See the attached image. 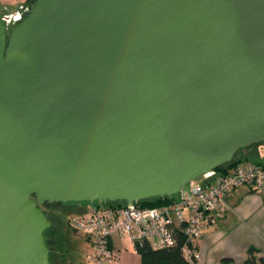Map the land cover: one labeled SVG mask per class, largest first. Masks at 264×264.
<instances>
[{"label":"water","instance_id":"95a60500","mask_svg":"<svg viewBox=\"0 0 264 264\" xmlns=\"http://www.w3.org/2000/svg\"><path fill=\"white\" fill-rule=\"evenodd\" d=\"M0 10V264H52L43 207L190 197L264 143V0Z\"/></svg>","mask_w":264,"mask_h":264},{"label":"built area","instance_id":"2783aa9c","mask_svg":"<svg viewBox=\"0 0 264 264\" xmlns=\"http://www.w3.org/2000/svg\"><path fill=\"white\" fill-rule=\"evenodd\" d=\"M202 181L197 183L196 180ZM188 193L171 197L157 207L89 206L72 216L69 225L91 244L87 264H120L121 254L112 237H126L134 247L149 245L153 250L176 245L177 236L185 239L181 252L188 261L212 217L222 218L228 209L227 197L239 186H248L264 194V168L253 163L227 167L223 172L213 170L198 177Z\"/></svg>","mask_w":264,"mask_h":264},{"label":"crops","instance_id":"0c3cea01","mask_svg":"<svg viewBox=\"0 0 264 264\" xmlns=\"http://www.w3.org/2000/svg\"><path fill=\"white\" fill-rule=\"evenodd\" d=\"M235 161L264 168V143L242 149ZM227 205L226 214L222 218L212 217L198 240L195 264H226L225 260L229 264H242L250 253L264 259V194L239 186L228 195ZM124 239L117 236L111 239L120 254L126 251Z\"/></svg>","mask_w":264,"mask_h":264},{"label":"rangeland","instance_id":"374dc122","mask_svg":"<svg viewBox=\"0 0 264 264\" xmlns=\"http://www.w3.org/2000/svg\"><path fill=\"white\" fill-rule=\"evenodd\" d=\"M33 1L0 0V10L5 15L14 14L28 10ZM201 181V178L196 180L197 183ZM88 206L90 204L86 202L65 203L59 209L44 212L51 222V227L46 230L45 236L50 246L49 258L52 264H87V256L92 252L91 244L71 228L69 219L84 212ZM123 245L126 251L121 253L120 264H139V256L134 252L133 244L128 242L126 237Z\"/></svg>","mask_w":264,"mask_h":264},{"label":"trees","instance_id":"16d2710c","mask_svg":"<svg viewBox=\"0 0 264 264\" xmlns=\"http://www.w3.org/2000/svg\"><path fill=\"white\" fill-rule=\"evenodd\" d=\"M241 151V150H240ZM239 153V152H238ZM237 153V154H238ZM236 154V155H237ZM235 155V157H236ZM235 157L231 163L223 165L217 169L218 172H223L227 167H231L239 162L235 161ZM171 201V198H155L147 201L136 202L134 205L138 207H157L163 204H166ZM92 206H108V207H123L126 206L125 203H111V202H96L92 204ZM76 232V231H75ZM77 233V232H76ZM48 244V239H47ZM185 245V239L179 234L177 236V243L175 246L170 248H164L159 250H153L149 247V245L144 244L142 247H134L135 252L140 257V264H195L196 258L194 256L191 257V260L188 261L184 258L181 249ZM49 246V244H48ZM50 247V246H49ZM196 250V249H195ZM226 264L230 262L225 260ZM242 264H264L263 258H257L250 253L248 259Z\"/></svg>","mask_w":264,"mask_h":264},{"label":"flooded vegetation","instance_id":"af4514ba","mask_svg":"<svg viewBox=\"0 0 264 264\" xmlns=\"http://www.w3.org/2000/svg\"><path fill=\"white\" fill-rule=\"evenodd\" d=\"M27 10H24V11H21V12H17V13H14L13 15V18H18V17H23V15L26 13ZM7 14V13H6ZM7 15H10V14H7ZM63 205V204H62ZM56 210L54 207L52 206H49L48 208L47 207H43V211L44 212H48V211H54ZM47 239V237H46Z\"/></svg>","mask_w":264,"mask_h":264}]
</instances>
